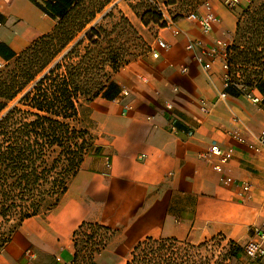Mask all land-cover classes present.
<instances>
[{
    "label": "crops",
    "instance_id": "crops-1",
    "mask_svg": "<svg viewBox=\"0 0 264 264\" xmlns=\"http://www.w3.org/2000/svg\"><path fill=\"white\" fill-rule=\"evenodd\" d=\"M53 2L0 0L1 61H13L52 31L58 18L46 4ZM211 11L218 22L208 34L180 18L157 33L166 51L156 47L157 40H146L158 58L139 57L113 74L111 85L88 105L97 151L84 158L53 209L22 222L0 252V264H70L72 236L83 222L114 232L94 264L112 249L121 256L148 238L198 244L222 235L242 246L253 228H264V153L248 148L264 130V104L252 105L245 96L264 98V75L257 87L233 94L225 90L227 97L219 99L225 74L221 60L214 58L205 71L185 50L191 40L207 47L230 43L238 13L217 4ZM124 90L127 97L121 96ZM202 103L208 113L201 111ZM212 147L230 151L221 172L214 169L215 157H203ZM243 184L250 188L245 196ZM119 263L117 258L114 264Z\"/></svg>",
    "mask_w": 264,
    "mask_h": 264
},
{
    "label": "trees",
    "instance_id": "trees-1",
    "mask_svg": "<svg viewBox=\"0 0 264 264\" xmlns=\"http://www.w3.org/2000/svg\"><path fill=\"white\" fill-rule=\"evenodd\" d=\"M85 1L47 3L49 14L58 18L54 28L9 62L14 68L0 77V252L25 219L58 204L84 158L97 151L83 114L111 85L113 74L131 61L120 54L115 29L94 25L85 30L110 0L101 1L87 16ZM151 16L156 23L162 19L160 14ZM160 25L164 27L165 22ZM228 64L227 93L258 86L264 75V0H250L239 14ZM233 66L256 70L250 74L253 78L247 76L241 84ZM113 236L107 227L81 223L72 236L70 264H94V254L104 250ZM242 257L246 264H259L222 235L198 244L148 238L131 249L124 264H237Z\"/></svg>",
    "mask_w": 264,
    "mask_h": 264
},
{
    "label": "rangeland",
    "instance_id": "rangeland-1",
    "mask_svg": "<svg viewBox=\"0 0 264 264\" xmlns=\"http://www.w3.org/2000/svg\"><path fill=\"white\" fill-rule=\"evenodd\" d=\"M101 1L103 0H86L84 3L85 11L83 14L86 16L87 14H90L94 8L100 4ZM151 1L152 2L149 0H110V3L102 10L101 13L96 15L95 19L86 26L85 30L94 25L101 26L108 31H110L112 28L115 29L116 33L113 34V38L116 40V46H118V49H120V54L124 56L125 59L133 61L139 57L146 56L148 54L151 55L152 52L149 49L146 40H157L158 31L166 27V25L161 27V22H165V20L168 19H171L172 22H174L180 18L186 17L187 13L189 12L197 13L199 10H202L203 5L206 3H208L210 10L212 4L222 5L223 7L227 8L225 0H192L191 2H188L187 0H173L174 4H170L172 0ZM157 5L162 8L163 15L158 11ZM248 6L249 3L242 1L235 8L227 9L232 11V13H238L239 16L242 10ZM142 14H144L143 22L140 19ZM157 14H160V17H162L158 23H156L155 19L151 16L154 15L157 17ZM123 20L128 22V25L131 26L136 34L126 27L127 25ZM82 21L83 20L80 19V23ZM144 21H147L148 24L145 25ZM134 23L138 25L139 30L134 27ZM82 36L83 32L78 34L76 41ZM76 41H74V43ZM232 43L233 36L230 39V44ZM66 51L63 52L62 55L65 54ZM62 55H60V57H58L54 63H56ZM13 68V63H7L2 69H0V77L10 73ZM232 70L235 71V76L239 79V82L243 84L247 79V76H251L250 74H252V72L256 69L251 67L233 66ZM251 78L253 77L251 76ZM244 90H247V88L244 87ZM16 100L10 102L6 110L11 108L16 103ZM84 113L86 114H83V118L85 119L86 125L91 130L93 127V121L89 118V110ZM130 250L121 254V256H118L116 249H112L110 254L104 255L100 262L101 264H114L117 258H119V264H123L128 258ZM97 255L98 254H94L93 260ZM237 264H246L245 258L242 257Z\"/></svg>",
    "mask_w": 264,
    "mask_h": 264
},
{
    "label": "built area",
    "instance_id": "built-area-1",
    "mask_svg": "<svg viewBox=\"0 0 264 264\" xmlns=\"http://www.w3.org/2000/svg\"><path fill=\"white\" fill-rule=\"evenodd\" d=\"M149 1L152 2L151 0ZM242 1L250 3V0H225V4L228 9H233ZM157 9L163 15L162 8L157 5ZM203 9V14L189 12L187 13L186 18L192 22L197 23L201 28L203 34H208L211 31L213 25L218 22V18L210 10L208 3L203 5ZM165 25L166 27L173 26L172 20H165ZM1 27L2 25L0 23V29ZM229 46L230 43L216 41L214 45L207 47L202 40H191L185 46V50L192 54L193 59L205 71L211 69L212 61L214 58H219L221 60V67L225 73L223 77V91L219 94V99L221 100H224L227 97L225 90L231 84V78L227 74L229 70ZM156 47L162 51H166L168 49L166 43L163 40H157ZM151 56L152 58L156 59L158 58L159 54L156 51H152ZM5 65L6 63L0 60V69H2ZM186 71L187 70L185 67L180 68V73L183 74ZM121 96L127 97L128 92L126 90L122 91ZM245 96L252 105L259 106L261 104H264V98L254 96L250 93H247ZM165 107L167 110H171L172 108L171 105H166ZM123 108L126 111L131 110L130 105H124ZM201 111L203 113H208V109L204 106L203 103L201 104ZM170 128L172 132L176 133L175 126H171ZM228 134L239 144H245V139H243L239 133L232 132ZM248 148L254 153H264V130L260 131L254 142L248 144ZM208 155H211L217 159V163L214 166V169L218 172H221L223 167L229 162L230 151L225 152L219 147H212L210 148L208 153L203 155V157H207ZM221 181L224 185H230L231 183V181L225 178H221ZM249 190V185H241L242 196H245L249 192ZM251 234V238L244 245H242L241 248L245 257H247L250 261L260 262L261 260H264V228H253L251 230Z\"/></svg>",
    "mask_w": 264,
    "mask_h": 264
}]
</instances>
